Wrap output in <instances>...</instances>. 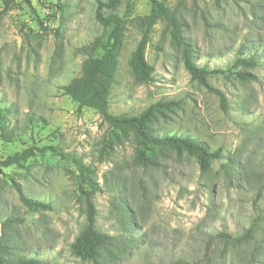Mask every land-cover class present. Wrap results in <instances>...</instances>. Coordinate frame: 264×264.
<instances>
[{"label":"rangeland","instance_id":"1","mask_svg":"<svg viewBox=\"0 0 264 264\" xmlns=\"http://www.w3.org/2000/svg\"><path fill=\"white\" fill-rule=\"evenodd\" d=\"M98 1L105 0L16 1L7 11L0 1V162L29 147L53 146L87 168L81 175L49 152H36L22 167L0 163L1 258L91 264L71 253L86 223L83 193L90 188L83 176H89L99 232L121 234L123 206L136 219L132 250L114 264H264V0H156L195 47V64L218 72L207 82L222 92L225 109L191 80L167 22L149 20V0H120L114 11L124 37L108 112L137 116L156 102H181L153 129L220 150L204 173L193 157L173 152L157 168L137 164L132 136L116 137L95 110L77 112L64 95L108 37L109 28L94 17ZM144 36L152 80L138 83L129 61ZM246 49L261 57L247 70L252 81H240L235 73L244 70L233 67ZM14 183L51 209L29 211ZM249 228L252 237L239 244L219 237Z\"/></svg>","mask_w":264,"mask_h":264},{"label":"trees","instance_id":"2","mask_svg":"<svg viewBox=\"0 0 264 264\" xmlns=\"http://www.w3.org/2000/svg\"><path fill=\"white\" fill-rule=\"evenodd\" d=\"M3 10L7 11L16 1L29 5V0H0ZM120 0L98 1L95 10V20L102 26L109 28L106 42L101 47V53L89 59L84 67L82 76L62 88L64 95L70 97L77 104V112L88 108L95 110L102 123L106 124L112 133L117 136H132L135 141V162L139 165L150 168L159 167L161 159L166 158L170 152L175 155L186 154L193 157L198 164L199 170L204 173L209 170L210 163L221 157L220 150H212L207 144L198 141L191 136H159L155 133L153 125L159 120L167 121L171 114L181 109V102L160 101L150 105L145 111L137 116L112 115L108 112L109 94L114 83L117 67L118 55L123 46V21L114 13ZM151 5V15L149 20L153 21L157 17L163 18L170 26V36L180 47L181 57L185 70L191 80L205 87L209 92L215 94L223 109L226 108V99L222 92L209 86L207 80L210 76L218 73L215 70H207L195 64L194 46L185 42L180 36V25L175 20L172 12L162 3L156 0H149ZM59 8V6H57ZM107 10L109 13L104 14ZM146 36L138 43L132 53L129 66L138 83H148L152 80V68L144 59ZM261 57L252 49L240 51L235 59L233 67L240 66L244 71L236 72L235 75L240 81H252L255 77L247 70L257 67ZM5 111L0 110L3 114ZM8 112V111H6ZM0 114V122L3 117ZM49 152L60 159L72 162L81 175L87 171L81 160L71 154L64 153L58 147L46 146L43 148L29 147L20 152H16L3 160L1 165L4 168L12 165L22 167L23 163L35 156V153ZM83 182L90 188L83 193L85 201V227L80 231L74 242L71 244V253L82 261L91 264H114L123 257L129 255L132 245L135 242L131 234L137 230L136 219L131 215L128 208L122 207L120 216L122 218L121 234L109 236L99 232L95 228L96 209L91 198L95 190V183L89 182V176H83ZM21 204L31 212H42L50 210L49 204L30 199L22 194L18 184H13ZM252 229L249 228L239 236L221 233L219 237L226 238L228 242L239 244L252 237ZM0 264H39L36 259L21 258L7 263L0 256Z\"/></svg>","mask_w":264,"mask_h":264}]
</instances>
